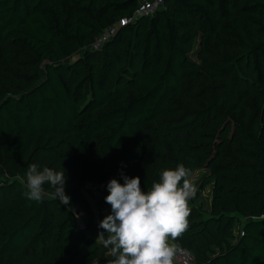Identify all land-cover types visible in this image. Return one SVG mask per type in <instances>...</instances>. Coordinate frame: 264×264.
I'll use <instances>...</instances> for the list:
<instances>
[{
	"label": "trees",
	"instance_id": "1",
	"mask_svg": "<svg viewBox=\"0 0 264 264\" xmlns=\"http://www.w3.org/2000/svg\"><path fill=\"white\" fill-rule=\"evenodd\" d=\"M138 4L139 0H0V45L13 43L18 48L16 55L34 65L44 63L46 71L35 91L26 93L29 87L0 102V143L7 144L12 156L20 161L30 153L28 166L44 160H67L77 167L80 153L98 145L113 154L124 172L139 157L132 137L163 115L171 96L183 88L186 69L196 66L187 52L193 30L215 35L222 21L234 16V24L226 27L235 37L233 43L252 53L257 62L258 56L264 55V44L256 43L250 31L264 34V0H167L165 8L154 15L133 19ZM108 27H116L113 40L100 48L89 47ZM141 27L146 30L148 44L142 53L144 72L139 73L136 95L126 105L113 106L115 96L108 84L119 60L118 47L128 43L131 48L120 75L136 73L134 56L139 51H135V40ZM75 54L79 56L73 63L60 62ZM0 60L5 64L1 56ZM37 77L30 78L28 84ZM204 117L202 112L192 123L155 128L152 137H178L197 128ZM244 136L259 147L254 138ZM185 156L186 151H180L179 161ZM189 161L198 166L200 158L194 156ZM78 177L79 189L92 179L86 167L78 170ZM213 180L214 205L220 214L210 215L195 234L184 238L194 254H201L200 245L213 244L227 235L237 220L227 211L242 209L241 199L229 194L216 174L204 179L202 190ZM26 190L21 182L7 183L0 176V196L9 199L14 194L11 200L15 205L7 219L0 218V254L38 256L45 241L55 236L54 203L46 196L42 202L29 200L23 195ZM244 194L249 212L241 226L245 234L239 233L234 243L205 263L196 256L199 264H264V193ZM58 241L61 244L55 249L62 257L42 256L39 264H91L97 258L111 259L100 253L74 214L66 216Z\"/></svg>",
	"mask_w": 264,
	"mask_h": 264
},
{
	"label": "rangeland",
	"instance_id": "2",
	"mask_svg": "<svg viewBox=\"0 0 264 264\" xmlns=\"http://www.w3.org/2000/svg\"><path fill=\"white\" fill-rule=\"evenodd\" d=\"M234 24V16L222 21V27L217 34L209 36L201 30H193V41L187 52L195 67L186 69L183 88L174 93L163 115L145 124L141 132L133 136L139 148L137 161L129 163L123 172L115 162L112 153L104 151L100 146L93 145L80 153V164L75 167L67 160H44L36 162L42 168L48 166L63 171L67 176L65 191L71 197L70 206L61 204L52 196L54 191L45 185V195L54 203L53 224L55 236L45 241L35 254L7 253L0 254V264H39L42 256L62 257L55 249L61 244L58 241L59 232L67 215L74 214L77 220L85 222L86 235L93 238L100 247V253L108 254L102 243L97 240L99 222L111 213V206L105 202L108 195L107 183L111 178H117L123 183V172L130 177L139 176L142 188L147 191L157 182L160 173L166 168H175L183 163L192 170V180L197 188L196 196L189 201L191 208L188 217L189 226L176 242L185 245L184 238L195 234L197 226L213 214H220L214 205L213 189L215 180L202 190L204 179L216 174L226 184L229 194L237 195L242 202V209L227 211L233 213L237 220L226 236L210 245H200L201 254H196L201 262H207L212 256L226 249L229 243H234L239 236L241 226L249 215L244 191L264 193V55H259L257 62L252 53H247L241 46L233 43L235 38L226 32V27ZM109 28V27H108ZM105 28V33L110 32ZM256 43L264 44V34L250 29ZM115 33L109 36L113 40ZM135 40L139 55L134 56L133 68L136 73L126 71L120 75L125 65L130 45L121 44L118 47L119 60L109 76V87L113 90L115 99L113 106L126 105L136 95L135 85L139 82L143 57L148 40L146 30L141 27ZM229 39V41H223ZM18 48L12 44L0 45V102L8 94H20L22 90L31 88L46 76L45 64L30 63L16 55ZM79 54L69 56L60 62L73 63ZM140 73V75H139ZM34 78L28 84L30 78ZM205 117L200 125L191 132H185L175 137L161 135L152 137L155 128H175L192 123L200 113ZM247 134L254 138L259 147L252 144ZM180 151H186L185 159L179 161ZM199 156L198 166H192L190 159ZM30 153L19 158L12 156L5 142L0 143V176L7 183L21 182L25 185ZM86 167L90 171L91 180L79 189L78 170ZM23 181V182H22ZM14 197V194H13ZM11 198L0 196V218L7 219L10 208L14 207ZM86 211L81 217L79 213ZM2 230L0 229V234ZM195 252L194 250H192ZM91 264H107V260L97 258ZM175 264H177L175 262Z\"/></svg>",
	"mask_w": 264,
	"mask_h": 264
},
{
	"label": "clouds",
	"instance_id": "3",
	"mask_svg": "<svg viewBox=\"0 0 264 264\" xmlns=\"http://www.w3.org/2000/svg\"><path fill=\"white\" fill-rule=\"evenodd\" d=\"M120 175L123 183L115 177L107 183L108 195L104 199L111 213L98 224L101 231L97 240L112 257L107 264H175L182 251L175 241L188 229L189 201L197 193L192 170L183 163L166 168L147 191L139 176ZM66 181L63 171L48 166L41 170L32 163L27 169V190L23 195L42 202L47 184L54 190V198L70 206Z\"/></svg>",
	"mask_w": 264,
	"mask_h": 264
},
{
	"label": "built area",
	"instance_id": "4",
	"mask_svg": "<svg viewBox=\"0 0 264 264\" xmlns=\"http://www.w3.org/2000/svg\"><path fill=\"white\" fill-rule=\"evenodd\" d=\"M167 0H139L138 7L135 10L133 19H138L141 17H150L156 13L161 8H165ZM124 22H127V20H124ZM108 30L110 32L103 33V35L98 38L94 43L90 44L89 47L91 48H100L109 38V36L115 33L116 27H109ZM81 217H84L86 215V211H81L79 213ZM78 225L80 228H86L85 222H80L77 220ZM240 234L244 235L245 232L243 228L240 230ZM180 245V244H179ZM180 248L182 249L181 252L177 254L176 257V263L177 264H199L197 261L196 255L191 251L189 248L180 245ZM112 259V257H110Z\"/></svg>",
	"mask_w": 264,
	"mask_h": 264
},
{
	"label": "water",
	"instance_id": "5",
	"mask_svg": "<svg viewBox=\"0 0 264 264\" xmlns=\"http://www.w3.org/2000/svg\"><path fill=\"white\" fill-rule=\"evenodd\" d=\"M42 81L38 82L37 84H35L34 86H32L31 88H29L26 93H31L33 91H35L40 85H41Z\"/></svg>",
	"mask_w": 264,
	"mask_h": 264
}]
</instances>
